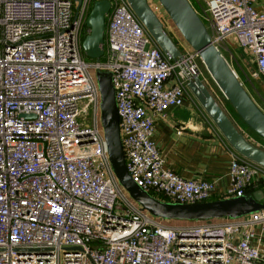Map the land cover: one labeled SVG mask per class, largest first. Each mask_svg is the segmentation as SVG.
Instances as JSON below:
<instances>
[{
    "label": "built area",
    "instance_id": "2783aa9c",
    "mask_svg": "<svg viewBox=\"0 0 264 264\" xmlns=\"http://www.w3.org/2000/svg\"><path fill=\"white\" fill-rule=\"evenodd\" d=\"M77 1L0 0V264H264V205L169 223L120 185L96 70L112 73L133 180L155 197L199 202L214 196L215 179L165 166L152 135L203 62L194 49L171 58L127 0H109L102 58L87 59L81 35L94 0ZM189 1L223 55L234 57L229 43L249 54L246 80L264 75L263 0ZM228 176L218 196L247 194L264 166L231 146Z\"/></svg>",
    "mask_w": 264,
    "mask_h": 264
},
{
    "label": "water",
    "instance_id": "95a60500",
    "mask_svg": "<svg viewBox=\"0 0 264 264\" xmlns=\"http://www.w3.org/2000/svg\"><path fill=\"white\" fill-rule=\"evenodd\" d=\"M127 1L157 45L173 59L182 57L181 50L165 30L149 1ZM158 1L185 40L198 52L208 73L242 120L264 138V110L249 93L230 62L213 44L191 2ZM109 8V0H94L87 14L85 23L89 27V32L82 40V49L84 54L91 58L99 59L103 54L106 14ZM95 73L100 91V118L112 169L120 185L141 207L155 216L167 219H203L236 217L264 205L262 202L264 191L260 188L250 195L220 197L199 202L162 200L143 189L133 180L126 168L112 73L110 70L102 69H97ZM187 85L229 144L245 157L264 166V148L252 142L234 124L202 78L194 75L188 79Z\"/></svg>",
    "mask_w": 264,
    "mask_h": 264
},
{
    "label": "crops",
    "instance_id": "0c3cea01",
    "mask_svg": "<svg viewBox=\"0 0 264 264\" xmlns=\"http://www.w3.org/2000/svg\"><path fill=\"white\" fill-rule=\"evenodd\" d=\"M234 57H237L234 60L238 70L246 77L249 68L245 69L242 66L245 63L235 54ZM248 60L254 67L250 56ZM202 80L216 94L211 82L205 77ZM248 86L263 103L264 75L249 79ZM178 128L181 129L179 133ZM152 138L161 151L165 166L181 176L215 179L214 195L217 196L228 185L231 145L190 89L185 92L182 104L169 106L166 116L157 119Z\"/></svg>",
    "mask_w": 264,
    "mask_h": 264
},
{
    "label": "rangeland",
    "instance_id": "374dc122",
    "mask_svg": "<svg viewBox=\"0 0 264 264\" xmlns=\"http://www.w3.org/2000/svg\"><path fill=\"white\" fill-rule=\"evenodd\" d=\"M148 1H149V4H150L151 8L155 11L157 16L161 20L165 30L168 32V34L171 36V38L175 41V43L177 44L179 49L181 51L193 49L190 46V44L185 40V38L182 36V34L178 30V28L176 27L174 22L171 20V18L167 14V12L164 10V8L160 4V2L158 0H148ZM229 47L232 48V51L235 54V56H238L241 59V61L243 63H245L244 64L245 66L242 65L245 69L246 68L252 69L253 64L248 60L249 54L244 50V48L242 46H240L238 44L229 43ZM223 53H224L225 57H227L228 61L232 65V67L236 70V72L239 75V77L242 79V81H243L244 85L246 86V88L248 89V91L251 92V94L253 95V98L255 99V101L264 110V102L262 103L260 97L258 98V96H256L254 94V92L249 90V88H248V87H250V86H248V82L249 81L246 80L245 76L238 70L239 68H238V66H237V64H236V62L234 60V57L231 58L228 52L223 51ZM235 58H237V57H235ZM200 68H201V71H202V74L200 75V77H202V78L205 77L209 82H211L212 87H213L217 97L219 98V102L228 111L229 115H231V117L234 120V122L236 123V125H238V127H240V129L242 131H245V133H247V135L250 136L252 141H254L256 144H259L261 142V140L256 138V136L254 134H252L251 132H249L248 130L245 129L244 125H242L243 123L238 119V117L235 115V113L231 110L230 106H228V104L224 100L225 96L223 95V93L218 91L220 89L216 87L217 85L215 86L213 81L207 75V72H208V71L206 72L207 69H205L204 66H202L201 64H200ZM182 220H185V219H168V222L169 223H180V222H182Z\"/></svg>",
    "mask_w": 264,
    "mask_h": 264
},
{
    "label": "trees",
    "instance_id": "16d2710c",
    "mask_svg": "<svg viewBox=\"0 0 264 264\" xmlns=\"http://www.w3.org/2000/svg\"><path fill=\"white\" fill-rule=\"evenodd\" d=\"M92 3L93 2H91L90 3V6H89V9H88V11H87V14H88V12L90 11V9H91V6H92ZM84 25H86V23L84 24ZM85 37V34H82L81 35V42H82V40H83V38ZM84 57L85 58H87V59H92L91 57H89V56H87V55H85L84 54ZM100 58H102V56L100 57ZM200 60V59H199ZM202 63V62H201ZM202 65L204 66V64L202 63ZM204 68H205V66H204ZM206 69V68H205ZM206 72H207V70H206ZM207 75L210 77V79L213 81V83L215 84V86H216V83L214 82V80L212 79V77L210 76V74L207 72ZM240 78V77H239ZM241 79V78H240ZM242 80V79H241ZM217 88H218V86H216ZM219 92H221V90H218ZM214 93V92H213ZM215 95V97L218 99V101H219V98L217 97V95L216 94H214ZM224 100L226 101V103L228 104V106H230V108H231V110L235 113V115L238 117V119L243 123L242 125H244V127H245V129L246 130H248L249 132H251L252 134H254L255 136H256V138H258V139H260L261 140V142L264 144V138L262 137V136H260L258 133H256L253 129H251L243 120H242V118L239 116V114L236 112V110L233 108V106L231 105V103L229 102V100L227 99V98H225L224 97ZM221 104V103H220ZM222 105V104H221ZM222 107H223V105H222ZM223 109L226 111V113L228 114V116L231 118V120L234 122V120L232 119V117H231V115H229V113H228V111L223 107ZM234 124L236 125V123L234 122ZM237 127H238V125H236ZM239 129H240V127H238ZM241 130V129H240ZM242 131V130H241ZM246 136H247V138H249L251 141H252V139L250 138V136H248L247 135V133H245V131H242ZM252 142H254V141H252ZM259 143L258 145L259 146H261V147H263L264 148V145L262 144V143ZM255 143V142H254ZM258 188H260V189H262L263 191H264V181L262 180V179H260V180H258V182L255 184V185H250V186H248L247 188H246V193L248 194V195H250V194H252V192L254 191V190H256V189H258ZM158 197V196H157ZM221 196H216V195H214V196H212V197H210L209 199H217V198H220ZM158 198H160V199H162V200H166L165 199V196H163V197H158Z\"/></svg>",
    "mask_w": 264,
    "mask_h": 264
}]
</instances>
